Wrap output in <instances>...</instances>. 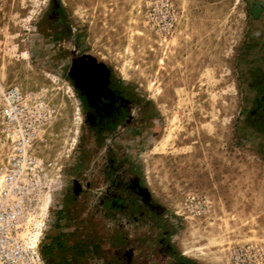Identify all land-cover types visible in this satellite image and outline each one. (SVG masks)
<instances>
[{
  "label": "rangeland",
  "instance_id": "rangeland-1",
  "mask_svg": "<svg viewBox=\"0 0 264 264\" xmlns=\"http://www.w3.org/2000/svg\"><path fill=\"white\" fill-rule=\"evenodd\" d=\"M261 33L264 0H0V100L17 87L39 125L26 226L49 264H264V143L241 127ZM82 60L111 99L82 97Z\"/></svg>",
  "mask_w": 264,
  "mask_h": 264
},
{
  "label": "built area",
  "instance_id": "built-area-1",
  "mask_svg": "<svg viewBox=\"0 0 264 264\" xmlns=\"http://www.w3.org/2000/svg\"><path fill=\"white\" fill-rule=\"evenodd\" d=\"M0 101V264H49L39 236L26 226L44 188L33 151L39 125L17 87L3 90Z\"/></svg>",
  "mask_w": 264,
  "mask_h": 264
},
{
  "label": "water",
  "instance_id": "water-1",
  "mask_svg": "<svg viewBox=\"0 0 264 264\" xmlns=\"http://www.w3.org/2000/svg\"><path fill=\"white\" fill-rule=\"evenodd\" d=\"M262 6L259 3L250 5L252 20L259 24L263 20ZM255 52L244 69L246 86L249 91V109L243 121L242 129L254 139L264 143V35L261 33ZM259 38V35H255Z\"/></svg>",
  "mask_w": 264,
  "mask_h": 264
},
{
  "label": "flooded vegetation",
  "instance_id": "flooded-vegetation-1",
  "mask_svg": "<svg viewBox=\"0 0 264 264\" xmlns=\"http://www.w3.org/2000/svg\"><path fill=\"white\" fill-rule=\"evenodd\" d=\"M73 76L80 82L82 97L90 104L95 106L101 99L112 98L108 89L107 71L102 65L82 60L73 67Z\"/></svg>",
  "mask_w": 264,
  "mask_h": 264
},
{
  "label": "bare ground",
  "instance_id": "bare-ground-1",
  "mask_svg": "<svg viewBox=\"0 0 264 264\" xmlns=\"http://www.w3.org/2000/svg\"><path fill=\"white\" fill-rule=\"evenodd\" d=\"M76 61V60H75ZM77 65V63L75 64V66ZM75 69V68H74ZM186 248V247H185ZM186 252V249H184V251H183V253L186 255L187 254V252Z\"/></svg>",
  "mask_w": 264,
  "mask_h": 264
},
{
  "label": "trees",
  "instance_id": "trees-1",
  "mask_svg": "<svg viewBox=\"0 0 264 264\" xmlns=\"http://www.w3.org/2000/svg\"><path fill=\"white\" fill-rule=\"evenodd\" d=\"M182 264H190V263H188V261H185L184 263H182ZM192 264V263H191ZM193 264H195V263H193Z\"/></svg>",
  "mask_w": 264,
  "mask_h": 264
}]
</instances>
